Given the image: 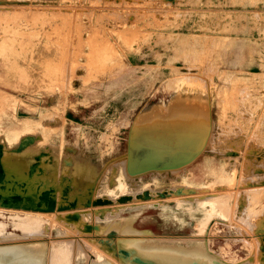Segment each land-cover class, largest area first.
I'll return each instance as SVG.
<instances>
[{
	"label": "rangeland",
	"instance_id": "1",
	"mask_svg": "<svg viewBox=\"0 0 264 264\" xmlns=\"http://www.w3.org/2000/svg\"><path fill=\"white\" fill-rule=\"evenodd\" d=\"M172 38L178 43L172 45ZM238 62H243L240 73ZM233 73L244 77L227 89L226 76ZM161 85V92H154ZM16 91L21 94L14 95ZM182 118L188 128L181 125ZM178 127L190 134L185 138L198 139L202 152L216 163L204 161L188 174L171 170L140 177L128 175L141 168L116 164L128 160L127 155L156 147L153 138L169 133L176 138ZM24 137L32 141L20 147ZM0 143L8 166L13 168L18 159L17 164L29 171V164L38 163L43 179L60 187L55 197L62 203L61 187L69 190L68 200H72L95 179L93 192L114 202L121 194L144 189L200 187L192 194L145 200L100 224L115 226L113 218L150 210L171 211L172 217H183L184 226L190 220L196 226L199 221L189 210L201 209L210 214L206 220L214 215L226 220H214L217 227L207 236L216 240L218 253L223 251L222 261L240 263L251 253L253 264H264V0H0ZM195 148L176 145V150L187 155L196 154ZM170 155L167 152L165 159L176 166L179 159ZM112 164L119 173L116 183L109 186L108 178H103L109 177ZM188 165L199 163L193 160ZM161 178L165 182L159 183ZM186 196H192L188 201L194 204L203 203L196 208L179 200L172 207L148 203ZM115 204L123 203L104 206L113 209ZM97 207L77 205L69 210H87L90 220V209ZM41 213L46 216L42 219L47 230L40 241L45 243L19 240L21 245L0 249V259L8 252L32 251L42 256V264L48 257H58L54 264H76L82 258L88 264L83 250L74 249L72 243L68 249L60 245V257L49 244L52 238L73 240L88 255L105 253L94 240L107 233L77 232L55 213ZM206 225L207 221L199 223L197 231ZM181 227L169 230L183 233ZM38 231L13 235L35 236ZM161 241L149 242L148 251L170 252L173 262L166 264L212 261L199 239ZM130 247L138 250L136 244Z\"/></svg>",
	"mask_w": 264,
	"mask_h": 264
},
{
	"label": "water",
	"instance_id": "2",
	"mask_svg": "<svg viewBox=\"0 0 264 264\" xmlns=\"http://www.w3.org/2000/svg\"><path fill=\"white\" fill-rule=\"evenodd\" d=\"M29 141H32L31 137H24L21 140L20 147L25 146ZM180 152H182L180 150ZM196 154L190 155V154H183L182 156L188 157V159L184 160L183 163H190L193 161L194 158L197 157V154L200 153L199 151H196ZM195 153V152H194ZM3 156V144L0 143V208H12V209H20V210H30V211H40V212H53L56 215V218L58 220L65 221L66 223H72L73 229L84 232V233H90L92 235L99 236L100 233L105 232L107 233L106 237H100L96 241L101 249L105 251V254L110 256L109 258L105 256L108 260H110L111 264H158L154 259L151 257H143L139 255L136 252L135 248H131L128 245H126V241L130 240L133 242L142 241L144 238L143 236L150 235L148 237H152L158 234L164 235V236H172L174 237H180L184 240H195L199 239L203 241L205 248L207 249L208 253L213 256L212 261H205L201 259H194L189 264H253L254 263V256L250 253L245 260H243L240 263H228L225 261H222L225 258L223 257L222 253L217 252V243L216 240L207 238L208 234H212L217 227V224L214 223V220H217L222 223H226V220H223L220 215H214L207 223L205 229L202 232H198L197 228L195 226V223L190 220L186 226H184L183 223L180 222L177 226H168L165 231H159V232H146V233H133V232H124L122 230H119L114 225H102L100 224L102 221L106 220L108 218L107 216L111 217L112 215L117 214L120 210L125 211L127 208H136L140 205V203H144L145 200L159 197H169V196H178V195H185V194H192L196 191V187L194 186H188V185H179L175 187H163L158 189H144L140 190L139 192H133L128 194H121L117 198H115L116 203H123L120 205L113 206V209L109 205L115 203L113 199L106 196L105 194L99 196L98 194L93 192V189L95 190L94 180L90 185L85 187L83 191L80 193H76L75 197L72 200H68V194L69 190L66 189V187H61L62 189V198L64 199L63 202L57 201L55 197L56 190H59L60 187H56L52 184L47 183L45 186L28 188L27 187V180L31 181L34 185L36 184L37 179L39 180V177L42 175V170L40 167H38V163L29 164L30 170H32V173L23 175L22 171L20 169L22 168V165H18V157L17 160L13 164V168L11 166H8L6 164V161ZM182 162H180L178 165H181ZM175 165H169L167 168L169 169V172L174 169ZM158 166L152 167L150 171L157 170ZM38 175H35L37 174ZM118 169L117 166L110 165L109 167V174L107 179V185L112 186L114 183H116L115 176L118 175ZM41 174V175H40ZM145 174V173H144ZM22 175V176H21ZM34 176V177H33ZM128 176H135L138 175H128ZM24 177H28L27 180H25ZM63 185V184H62ZM87 194V195H86ZM214 196V194H208L207 196ZM133 199H135V202H131ZM179 200L181 202H187L188 205L191 208H196L198 205L201 206L203 202H190L193 200L192 196H186L183 198H176L174 200H170L167 202H149L152 204V206L157 207L160 204H166L168 207H172L175 202ZM190 200V201H188ZM129 201L128 204L126 202ZM140 201V202H139ZM143 201V202H141ZM125 203V204H124ZM77 205H83V206H96L99 205L97 208L91 209V212L93 214V218L89 220L87 210H69L70 208H74ZM205 208H208V205L204 206ZM63 210H69L63 213H59V211ZM115 211V212H114ZM172 214L171 211L167 212V215ZM97 219H94V218ZM97 220V221H96ZM101 221V222H100ZM181 225V229H183V233H173V231H178V226ZM110 227V228H109ZM174 227L175 230L170 231L169 229ZM109 228V229H108ZM47 230L46 224L43 223V226L41 227V232L38 233V235H19L14 236L10 234L0 233V248L2 247H15L16 245L13 244L19 240L25 241V240H35L34 242L38 244H44L45 242L40 241L44 236V231ZM180 230V229H179ZM259 232V231H256ZM264 232V231H263ZM191 233V234H189ZM260 233V232H259ZM154 238V237H153ZM172 238V239H173ZM56 241V240H55ZM72 242V246L77 247L79 246L83 252L86 254L87 262H91L94 259V256L96 253H100L98 251H93V254H89L84 250L83 247L73 242V240H67ZM74 243V244H73ZM209 243H213V246H209ZM50 244V243H49ZM226 246L224 247V249ZM45 249V246H44ZM43 249V250H44ZM29 252H23L19 254H14L13 252H8L2 259H0V264H13L16 261L23 260L27 258ZM101 254V253H100ZM223 258V259H222ZM48 260V259H47ZM221 260V261H219ZM119 262V263H118ZM40 264H42V256L40 259ZM47 264V263H46Z\"/></svg>",
	"mask_w": 264,
	"mask_h": 264
},
{
	"label": "bare ground",
	"instance_id": "3",
	"mask_svg": "<svg viewBox=\"0 0 264 264\" xmlns=\"http://www.w3.org/2000/svg\"><path fill=\"white\" fill-rule=\"evenodd\" d=\"M6 5V4H5ZM16 5V4H15ZM9 6V5H8ZM242 24V23H241ZM240 24V25H241ZM222 36V35H221ZM218 37V36H217ZM243 38V37H242ZM226 39V38H225ZM171 42V44H176L178 43L177 39L175 38H172L171 40H169ZM212 42V41H211ZM214 43V42H213ZM212 43V45H213ZM218 43V42H217ZM221 43V42H220ZM220 45V44H219ZM228 47V46H227ZM183 46L180 47L179 49V52H178V55L181 54L183 52ZM238 65V69H237V72L240 73L244 68H242V64L243 62H238L237 63ZM133 67V66H132ZM223 67V66H222ZM144 69V68H142ZM131 70V69H129ZM172 70L175 71L176 68L173 66L172 67ZM136 71V70H135ZM223 73V70L221 71ZM236 74V73H233V75H228L226 76V80L228 82V84L230 86H227V89H230L233 85V82L236 80V79H239V78H243L244 76L243 75H240V74ZM162 86H159L154 92H161V89H162ZM155 89V88H154ZM21 94V92H17L14 93V95H17L19 96ZM24 94V93H23ZM28 94V93H27ZM14 100V99H13ZM22 108V107H21ZM23 109V108H22ZM26 109V108H25ZM129 111V110H128ZM196 115V114H195ZM191 118H189L188 120L190 121ZM182 122H181V125L182 126H189V123L185 122V118H182ZM22 125V123H21ZM180 125V124H179ZM181 126V129H183ZM180 128L178 127V130H177V137L176 138H172L171 137V133L168 134L167 137H163V136H160L159 138H153V142L157 143L156 147L154 148H151L149 151L147 152H140V153H134V154H131V155H127V158L128 160H126L124 163L123 162H117L116 164H121L123 166H125L126 168H131V166L133 167H137V168H144L143 171L140 170H136V171H133L135 175H138L137 177H140L142 176L144 173H158V174H166V173H169V169L170 168H167L169 165H172V161H169L168 159H165V154L167 152H170L172 153V155H170V159L172 158H176V159H179V162H182L181 165H176L175 167V170L174 171L175 173L177 174H183V173H190V172H194V170H197L201 164H204L202 162L204 161H207L209 160L212 164H215L216 162L212 161V159L210 157H207V154H205L204 152H202V143L198 140V139H193V138H185L187 136H190V134H188L186 131H181L179 130ZM184 136V137H183ZM128 141V140H126ZM179 144V145H185L187 147H192V146H195L196 145V148L195 150L199 151L200 153L197 154V157L194 158L193 160L197 163H199V166H189L186 163H183L184 160L188 159V157L186 156H182V152H180V150H176V145ZM162 145V146H161ZM127 149H130V148H127ZM145 150V149H144ZM142 151V150H140ZM192 152H194V149L192 150ZM190 153V152H189ZM196 153V152H195ZM229 157V154L227 155V158ZM230 158V157H229ZM165 159V160H164ZM231 159V158H230ZM165 162V163H163ZM168 164V165H167ZM227 164V163H226ZM19 165V164H18ZM113 165V164H112ZM167 165V166H166ZM155 166H158L157 170H154L153 171H150L152 169V167H155ZM23 170V171H22ZM20 171H22L23 175H26L29 173H32L33 171H28L26 170L23 166L22 168L20 169ZM152 174V175H153ZM185 174V175H186ZM35 175H38L35 174ZM22 176V175H21ZM34 177V176H33ZM169 177V176H168ZM206 177V176H205ZM25 178V177H24ZM28 178V177H27ZM108 177H104L103 179H106ZM103 179H101V181H103ZM132 179V178H131ZM27 180V179H25ZM48 180L49 178H46V179H43L42 175L39 177V180L37 179L36 181V184L34 185L33 183H31V181L27 180V187L28 188H33L34 186L36 187H39L40 186H45L46 183H48ZM151 180V179H150ZM99 182V181H98ZM105 182V181H104ZM149 182V181H148ZM162 182H165L164 181V178H161V181L159 183H162ZM134 182L132 181L131 184H133ZM126 185V184H125ZM95 186V185H94ZM106 186V184H105ZM131 186V185H130ZM119 187V186H118ZM78 188V187H77ZM98 194V193H97ZM109 194V193H108ZM61 196V195H60ZM59 196V198H60ZM74 196V195H73ZM61 199V198H60ZM64 203V202H63ZM146 203V202H145ZM149 203V202H148ZM142 204V203H140ZM208 204V203H207ZM116 205V204H115ZM166 205V204H165ZM210 205V204H209ZM189 206V205H188ZM199 206V205H198ZM190 207V206H189ZM204 207V206H203ZM221 208V207H220ZM1 209V208H0ZM10 209V208H9ZM199 209V208H198ZM17 210V209H16ZM83 210V209H82ZM91 210V209H90ZM209 210V209H208ZM4 211V210H3ZM2 210H0V233H5V234H15L17 233V235L21 232V233H29L31 234L32 232L34 231H38L39 229L41 230V227L43 226V219H42V216H45V214L40 213H32V212H25L24 213H20L19 211H14V210H8V211H12V212H16V213H10V212H3ZM66 211V210H65ZM63 211V212H65ZM211 211V210H210ZM214 211H212L213 213ZM135 214H130V215H122V217H116V218H113L114 221H115V227H117L119 230H122L124 232H133V233H138V232H142V233H146V232H153V231H162V228L163 227H167V226H171V224H169L172 220H176L177 222H180V221H183V217H172L173 215V212L172 214L170 215H167V212H162V211H156V212H151L150 210H142L138 213L136 212H133ZM211 213V215H212ZM52 214V213H51ZM178 213H176L177 215ZM189 214L190 215H194V217H196L199 221V223H203V222H206L208 223V221L210 220H206L208 218V215L210 214H206V213H203L201 211V209L199 210H189ZM217 214V213H216ZM264 214V213H263ZM47 215V214H46ZM50 216V215H47V217ZM46 217V216H45ZM51 217V216H50ZM53 217V216H52ZM51 217V218H52ZM108 217V216H107ZM210 217V216H209ZM223 217V216H222ZM256 218V217H255ZM258 218V217H257ZM53 219V218H52ZM257 220V219H256ZM52 221V220H51ZM50 221V222H51ZM264 221V219L262 220ZM260 222V221H259ZM39 223V224H38ZM56 223H59V222H56ZM54 223V224H56ZM182 223V222H181ZM199 223L197 225H199ZM250 223V222H249ZM248 223V224H249ZM255 223H258V222H255ZM264 223V222H262ZM260 224V223H259ZM196 225V226H197ZM252 225V224H250ZM257 226V224H255ZM264 225V224H263ZM49 227H51V225L49 224ZM60 227H64L63 226H60ZM249 227V226H248ZM262 227V226H260ZM68 228V227H67ZM50 229V228H49ZM155 229H159V230H155ZM248 229V228H247ZM256 229H259V227H255V230ZM264 229V228H262ZM261 229V230H262ZM67 230V229H66ZM69 230V229H68ZM72 230V229H71ZM69 230L71 233L72 231ZM260 230V231H261ZM250 231H251V228H250ZM249 231V232H250ZM253 231V230H252ZM39 232V231H38ZM49 232V231H48ZM78 232V231H77ZM35 233V232H34ZM32 233V234H34ZM37 233V232H36ZM75 233V232H74ZM67 234V233H65ZM79 234V233H78ZM77 234V235H78ZM85 234V233H84ZM89 234V233H88ZM50 235V234H49ZM81 235V234H80ZM15 236V235H14ZM75 236V235H74ZM150 235H147L146 236H143V240L142 241H138V242H133V241H126V245H128L129 247L136 244L137 247H138V250H136V252L143 256V257H151L152 259H154L158 264H166V262H169V263H172L173 260L171 259V256L172 254L169 252V253H166L165 252H160V250H153V251H148L150 247L149 246V242H162L161 240L162 239H165V241H169V240H183V238H180V237H172V236H164V235H161V234H158V235H155V236H152V237H148ZM263 236V235H262ZM50 237V236H49ZM58 237V236H57ZM62 237V236H61ZM67 237V236H65ZM71 237V235H70ZM88 237V236H87ZM154 237V238H153ZM72 238V237H71ZM89 238V237H88ZM87 238V239H88ZM173 238V239H172ZM176 238V239H175ZM51 239V237H50ZM61 239V238H60ZM70 239V238H69ZM92 239V238H91ZM254 239V237H253ZM264 239V238H263ZM75 240V239H74ZM85 242L87 241L86 239H84ZM192 240V239H191ZM50 241V240H49ZM185 241V240H184ZM20 242V241H19ZM19 242H15L16 244H19ZM22 242V241H21ZM26 242V241H25ZM250 242V241H249ZM68 243H72L71 241H67V240H56L54 238H52L51 242H50V246L53 248V250L55 252H59L60 253V257L61 256V252H60V248L59 247H62L60 245H66ZM76 243V242H75ZM21 245V244H19ZM72 246V244H69ZM91 245V244H90ZM186 245V244H185ZM203 245V244H202ZM69 246V247H71ZM199 246V245H198ZM67 246V249L69 248ZM91 247V246H90ZM148 247V249H146ZM4 248V247H2ZM0 248V249H2ZM11 248V247H9ZM72 248V247H71ZM198 248V247H197ZM51 249V248H50ZM65 249V248H63ZM74 249H79V248H74ZM92 249V248H91ZM251 249V248H250ZM53 250H49L51 251V255L52 256V251ZM73 252L74 250L71 249ZM63 251V250H62ZM80 251V250H79ZM78 253H81L79 252ZM197 251V250H196ZM208 252V251H207ZM58 253V254H59ZM77 253V251H76ZM84 253V252H83ZM93 253V252H92ZM192 253V252H190ZM63 254V253H62ZM64 254H65V251H64ZM69 254V253H68ZM72 254V253H71ZM85 254V253H84ZM151 254V255H150ZM199 254V253H198ZM55 255V254H54ZM53 255V256H54ZM57 255V253H56ZM67 255V254H66ZM75 255V254H74ZM77 255V254H76ZM86 255V254H85ZM97 256L94 257V259L91 261V262H87L88 264H111L110 263V260H108L105 256H107L108 258L110 256H108L107 254L105 253H97L96 254ZM184 255V254H183ZM182 255V256H183ZM190 254H188L189 256ZM53 256L51 258H53ZM59 256V255H58ZM71 256V255H70ZM181 256V260L184 258ZM193 256V255H192ZM57 257V256H56ZM59 257V260H61V258ZM213 257V256H212ZM50 259V257H48ZM55 258V257H54ZM54 258L50 261L49 259L47 260L48 262L50 261V264L52 261L56 262L55 260L58 259V257L54 260ZM81 258V257H80ZM85 258V257H84ZM196 258V257H195ZM230 258V257H229ZM40 259H41V256L38 255V254H35L34 252L32 251H29V254L27 256V258L23 259V260H19V261H16L14 262L13 264H39L40 263ZM67 259V258H66ZM72 259V258H70ZM76 259V258H75ZM86 259V258H85ZM192 259V257H191ZM256 259V258H255ZM83 258L82 259H78L76 264H86L84 263L83 261ZM163 260V261H162ZM166 261V262H165ZM192 261V260H191ZM47 262V263H48ZM58 262V261H57ZM60 263L62 261H59ZM72 262V261H71ZM235 262V261H234ZM53 263V262H52ZM64 263V262H63ZM75 263V261H74ZM257 263V262H256ZM255 263V264H256ZM54 264V263H53ZM62 264V263H61ZM65 264V263H64ZM258 264V263H257Z\"/></svg>",
	"mask_w": 264,
	"mask_h": 264
}]
</instances>
